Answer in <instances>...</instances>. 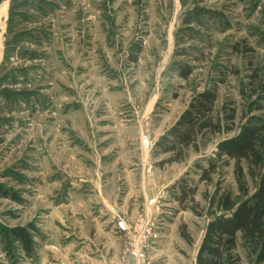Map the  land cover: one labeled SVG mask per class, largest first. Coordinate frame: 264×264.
Listing matches in <instances>:
<instances>
[{"label":"rangeland","instance_id":"rangeland-1","mask_svg":"<svg viewBox=\"0 0 264 264\" xmlns=\"http://www.w3.org/2000/svg\"><path fill=\"white\" fill-rule=\"evenodd\" d=\"M254 74L264 85V0H0V185L22 200L0 196V264H195L223 213L209 199L238 194L233 160L200 177L249 116ZM209 89L234 130L165 162L157 141ZM29 225L32 257L6 238ZM238 253L253 264L241 237Z\"/></svg>","mask_w":264,"mask_h":264},{"label":"trees","instance_id":"trees-1","mask_svg":"<svg viewBox=\"0 0 264 264\" xmlns=\"http://www.w3.org/2000/svg\"><path fill=\"white\" fill-rule=\"evenodd\" d=\"M14 1V0H12ZM191 74L189 67L181 70L183 78ZM250 95L256 100L249 107V116L239 131L222 139L216 146L214 159L202 171L201 181H210L219 168L235 162V177L238 194L215 192L209 199L211 207L223 213L214 216L206 225L195 264H242L238 253L239 237L253 264H264V85L256 84L258 76H250ZM5 90L2 97L11 101V94ZM218 94L215 89L205 90L194 96L168 133L156 143L160 154H168L165 162H181L190 150L199 152L210 136L230 133L234 130L236 108L225 106L224 113L216 112ZM243 164H246L244 168ZM246 172L257 179L253 190L249 189ZM194 190L182 188L180 203H185ZM0 196L21 203L15 192L4 190L0 185ZM33 227L16 226L6 231V238L15 242L29 257L33 256L35 240ZM182 236L190 242L189 235L182 230Z\"/></svg>","mask_w":264,"mask_h":264},{"label":"crops","instance_id":"crops-1","mask_svg":"<svg viewBox=\"0 0 264 264\" xmlns=\"http://www.w3.org/2000/svg\"><path fill=\"white\" fill-rule=\"evenodd\" d=\"M90 180L92 181L91 183L92 184H95L94 186L96 187V194H95L96 201H95V205H96V203H100V202H102L104 204V202L108 201L107 199H110V198L109 197L106 198L104 196V192L105 191H103L104 189L102 188V186L99 183L96 184V181L94 183L93 179H90ZM109 202H111V201H109ZM103 207H104V205H103ZM96 208L97 209L99 208V210L102 213L105 212V211H103L105 209H103V208L100 209V206L99 205H96ZM114 219H115L114 216L110 215L109 213L107 214V216H103L102 214H98L95 217H91V219L89 220L90 221L89 222V225L91 224V222L94 223V224H96V225H100L101 222L103 221V222H105V225L107 226L110 223V221H113Z\"/></svg>","mask_w":264,"mask_h":264},{"label":"built area","instance_id":"built-area-1","mask_svg":"<svg viewBox=\"0 0 264 264\" xmlns=\"http://www.w3.org/2000/svg\"><path fill=\"white\" fill-rule=\"evenodd\" d=\"M121 224H123V223H121ZM150 231H151V229H150ZM133 252V251H132ZM134 253V252H133ZM139 255L140 256H144V253H139Z\"/></svg>","mask_w":264,"mask_h":264}]
</instances>
